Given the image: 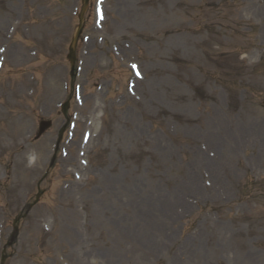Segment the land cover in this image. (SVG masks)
I'll use <instances>...</instances> for the list:
<instances>
[{"label":"rangeland","instance_id":"obj_1","mask_svg":"<svg viewBox=\"0 0 264 264\" xmlns=\"http://www.w3.org/2000/svg\"><path fill=\"white\" fill-rule=\"evenodd\" d=\"M122 1L123 4L129 6L128 11L133 13V17L138 12V9L141 8L139 18L147 31L145 37L149 38L148 40H151L155 45L156 43L162 44L164 58L159 60L157 67L160 73L157 77L156 85H153L151 90V94L154 97L153 104L149 100L146 103L141 101L137 103L131 102L129 106H124L128 101H125L124 104L120 102L117 107L99 104L101 108L105 109L107 115L104 121L103 134L96 145L101 146L106 141V137H112L114 131H118L120 138L116 153L107 149V159L103 160L100 166L95 165L97 166V171L102 172L108 181L104 185L99 182L96 184L88 183L83 186L79 185L71 194L66 195L65 191L69 186L65 188L62 183H70L72 176L70 172L62 174L59 171L58 167H64L62 163L64 158L56 155L54 167L49 171L46 179L40 183V187L46 190L42 196V203L52 206L54 215L60 216L64 220H66L65 212H69L68 221L70 226L66 236H74L76 242L74 244L69 241L71 245L67 244V252L68 254H73L75 250L72 248L75 245L76 247L78 246V255L73 254L74 264H93L92 259L94 258L103 260L99 264L178 263L180 258L176 259L175 255L172 256L167 247L161 246L152 250L151 253L143 254L141 252L142 246L133 235H128V237H131L130 240L127 237L120 245L121 247H119V242L115 237V227L127 225L125 212L130 206H137L136 203L135 205L133 203V198L137 195L135 193L136 189L147 191L152 186L159 185L164 193L174 194L176 204L179 203L180 199L182 201L187 200L190 194H203L201 189H195L193 185L197 182L199 187L202 188L203 177L199 176L198 169H195L192 165L195 154L199 151L198 142L203 139H197V145H195L192 134L189 135L188 133V127L193 125L197 130L200 129V125L205 127V123L208 120L207 113L211 110L222 112L223 119L227 124L222 140L226 149L222 151L224 156L221 155V160L224 158L225 161L235 165L241 155V148L245 146L249 149L251 146L247 145H251V143L246 133L241 135L239 131L228 129L232 125L231 122L235 124L242 123L238 118L239 113H235L234 116H228L227 122V113L223 110V107L220 109L218 103L210 99L200 103L193 94L192 85L187 80V68L189 66L201 78L206 74L212 75L213 78L211 77V79H219V75L216 77L214 76L216 74H211L210 68L204 73V66H200L201 64L208 66L200 58L201 49L219 50V48L215 47L216 43L208 39L207 25L206 27L204 25V16L207 17L212 8L199 5L201 0H165V10H161L160 6H158V10H155L152 7L153 0ZM176 1L178 2L176 3ZM12 3L15 4V10L13 11L9 7V4ZM62 3H64L65 15L61 17V12L59 13L58 11H55L54 14L57 12V15L66 22L62 30L68 33L72 27L69 24L75 22V19L70 14L73 3L66 0H62ZM30 5L31 0H0V46H5L8 43L10 38L6 36L5 32L8 26L13 24V20L19 17V13L23 14L24 20L27 17L35 18L34 14L29 16L26 13L25 7ZM243 7L237 15L236 12L231 13V15L234 14L232 17L239 19L249 17L250 21L257 25L255 37L249 38L251 42H253L252 39L254 38L256 41L254 45L251 44L250 48L247 46V50L243 54V56H246V62L254 64L264 54V38H260L264 27H262L257 15L251 12L247 5H243ZM244 9L246 10L244 11ZM242 12L244 15H242ZM202 14L203 16H201ZM159 24H164L165 27L160 30L158 29ZM240 27L244 28L243 26ZM209 28H211L210 25L208 30ZM50 30H52L50 36L43 37L40 46H36L33 33L30 38H24L21 35L14 36L10 43H15L14 47L17 50L13 51V53L15 55L18 52L17 55L21 58V62H17V65H14L12 63L13 59L10 57L12 54L10 53V56L4 54L5 65L3 70L0 71V176H2V173L4 175L5 166L8 165L9 167L10 165L13 179L19 182L18 187L22 189L28 188V180L43 174L49 161L48 147L56 138L62 122L68 117V112L63 116L59 113L56 106L59 101L66 97L63 88L61 89V81L63 73L65 78H67L69 70L65 59V41L67 38H62V43L55 45L52 40L60 36L61 31L53 32L52 26ZM229 34V31H225V35L222 38L224 48L229 43L237 48H243V41L245 43L249 42L247 37L239 36L232 39ZM176 43H180V51L174 49V44ZM50 48L53 51L47 53ZM30 50H37V56L30 55ZM193 51H196L199 56L191 54ZM209 60L213 61L212 58H209ZM19 64L22 65V68H19ZM154 65L156 66V64ZM122 71L124 70L117 69L118 73ZM29 75L35 76L34 81H29ZM91 75L92 71H89L87 76L85 75L89 79L86 82L88 89L93 86ZM23 78L28 79V85L22 82ZM211 79L208 84V88L211 86L210 92L217 93L223 106H225L227 100L226 92ZM50 83H54V87L52 95L49 97V95L45 96L47 93L45 86ZM253 83L255 84L252 86L255 91V97L250 102H246L242 110L249 107L253 110L256 108L259 114L260 129L264 130V116L261 115L259 108L260 104L264 103V98L259 92L264 89V73L253 77ZM28 86L35 88L32 96L28 94ZM109 96H111V93ZM101 99L102 96L97 98L98 101ZM91 104L92 101L89 100L82 110L79 120L80 128L77 130L76 138H79L81 129L84 127L85 118H93ZM72 105L73 101L70 102V107ZM121 107L126 108L125 112ZM159 109L163 110L160 112L159 119L152 120L154 113ZM121 113H124L123 116H120ZM49 114L52 115L54 126L46 133V137L43 139L41 145L43 148L37 154L38 160L32 168L19 165L16 160L19 154L24 158L22 153L25 147L23 150L17 148L13 150L11 144H17L22 138L20 134L28 128L35 127L39 116ZM123 117L124 121H122ZM261 124H263V127ZM203 133L196 134L201 137ZM262 143L264 147V139ZM13 151L15 153H12ZM109 157H111L110 161ZM248 157L251 158L252 155L249 154ZM95 169L93 168L92 171ZM254 172L264 176V169L254 170ZM6 186L3 184V188H6ZM216 191L215 187V190L211 191L197 205L185 207L174 221L177 229L176 235H180V232L184 230L183 237L189 236L191 241V243L189 241L190 253L192 252L194 239L204 235L203 227L209 222L206 221L205 224H202L201 219L198 218L200 210L201 208H215L214 200L216 195L214 192ZM221 197L223 198L224 196ZM228 198L229 196L225 198V201ZM141 199L145 200L143 197ZM22 200V192L17 189L16 197L13 198L14 205ZM3 201L0 198V202ZM243 202L249 204L239 201V204H237L238 202L235 204L236 208L232 203H229L230 206H233V211L236 210L238 214L231 215L233 219L230 223L226 216L223 215V211L221 212V217L223 218L221 221L226 226L229 224L239 227L241 238L249 237L253 239L264 232L258 226V218L264 214V198L259 196L251 197ZM76 204H84L85 214L79 213V215H84L85 223L79 224L78 228L80 229L75 233L73 226L77 225L74 216L77 211L73 207L75 208ZM56 206L60 209L59 212L56 210ZM249 206L253 207L254 214L247 218L242 211H246ZM157 212L158 221L165 218L162 211L157 210ZM262 220L264 221V218ZM34 226L37 227V224L34 223ZM36 227L29 231L28 247L29 252L38 258V264H42L43 259L48 258L44 254L39 253L38 255L36 252L41 250L42 246H44L45 250L50 251L46 242L48 237H41L40 232L37 235ZM214 237L224 238L220 237L218 233ZM236 237L237 234L234 235V239ZM202 239L204 237L199 240ZM219 239H215V244L212 248L216 250L215 253H213V250L207 249L206 243V248L204 247L203 250L205 257L195 258L191 253L192 258L189 260V264L194 263L195 259L200 264H224L222 260L226 259L223 257L227 256L225 252L231 255L234 247H232L230 240L224 238L222 244ZM61 241L64 243L66 238ZM183 246V243L180 244L179 249H182ZM207 251L211 252L210 255H206ZM14 264H31V262L25 259L19 260V263L15 261Z\"/></svg>","mask_w":264,"mask_h":264},{"label":"bare ground","instance_id":"obj_2","mask_svg":"<svg viewBox=\"0 0 264 264\" xmlns=\"http://www.w3.org/2000/svg\"><path fill=\"white\" fill-rule=\"evenodd\" d=\"M208 162H211L212 160H215L214 158H209L207 157L206 158ZM157 194H158V197L160 198V200L163 202L164 199H161V197L159 196V190H156ZM154 205L158 206V207H164V204L163 203H160V202H156ZM158 230L159 228L157 226H155L152 230H151V233L155 234V233H158ZM163 230H165V226H163ZM117 232L119 234L122 235V230L120 228L117 229ZM138 234L141 236V238L145 239V238H148L146 236V233L144 231V229H139L138 230Z\"/></svg>","mask_w":264,"mask_h":264}]
</instances>
